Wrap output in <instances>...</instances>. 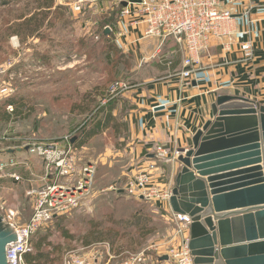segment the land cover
<instances>
[{"label": "rangeland", "instance_id": "374dc122", "mask_svg": "<svg viewBox=\"0 0 264 264\" xmlns=\"http://www.w3.org/2000/svg\"><path fill=\"white\" fill-rule=\"evenodd\" d=\"M34 7L32 0H19L8 10L0 9V137L10 139L6 147L13 151L1 153L0 166L10 160L36 163V155L25 147L28 144H55L62 148L66 141L69 144L73 138L78 139L91 120L94 121L89 129L103 120L99 108L115 100L111 129L95 136L84 147L76 149L71 145L78 167L90 165L94 169L89 196L82 206L38 231L49 235L43 249L54 260L50 264H64L72 255L93 264H158V242L170 237L169 226L156 217V211H161L155 204H135L137 198H128L121 191L127 176L120 172L119 165H126L125 151H130L126 147L124 117L131 108L122 95L124 89L140 82L141 74L134 71L129 55L121 58V53L114 52V43L104 42L96 28L86 23V16L70 11L63 17L44 18L36 36L22 42L10 33L8 23L21 14L28 16ZM10 100L15 102L14 106L9 105ZM6 115H10L9 121ZM166 163L158 160L154 164L160 167ZM20 169L23 170L17 166ZM24 172L28 173L25 182L0 178V215L19 226L31 218L32 200L28 192L40 185L30 171ZM134 209L153 218L150 235L141 238V233L124 229V220ZM112 218L118 224L112 223ZM100 221L105 227L101 230L103 242L92 241L89 247L85 246L94 235L91 222ZM59 222L70 238L59 231ZM114 234L116 240L112 242Z\"/></svg>", "mask_w": 264, "mask_h": 264}, {"label": "crops", "instance_id": "0c3cea01", "mask_svg": "<svg viewBox=\"0 0 264 264\" xmlns=\"http://www.w3.org/2000/svg\"><path fill=\"white\" fill-rule=\"evenodd\" d=\"M54 1L72 14L86 16V23L92 28L98 26V21L116 14L120 6L124 8L139 2ZM75 5L81 8L80 12L72 11ZM230 12V50H223L220 42L213 41L209 50L201 55L202 69L192 77L190 88L184 87L179 77L183 56L177 46L167 42L158 55L157 40L142 39L143 26H131L128 19L117 21L114 46L121 54L132 58L134 71L141 74L140 82L124 89L126 91L122 95L131 106L124 117L128 133L126 147L130 151L129 154L125 151L126 165L123 168L122 164L119 165L120 172L125 173L127 179L138 173L147 162L158 161L156 148L161 147L168 161L160 167L156 166L154 178L160 186L172 187L180 170V164L173 159L174 153L192 148L191 139L194 134L205 122L212 120L211 105L219 95L242 97L264 107V0H243L242 5L230 9ZM245 43L252 45V60L244 59L241 46ZM35 160L36 163L23 160V170L18 171L16 168L15 171L24 177L28 175L24 170L29 168L39 174L43 164L38 156ZM36 182L39 183V180ZM155 208L158 209V206ZM156 213V217H161L171 231L170 237L158 243L171 245L172 227L162 213ZM160 253L162 258L166 252L162 250Z\"/></svg>", "mask_w": 264, "mask_h": 264}, {"label": "built area", "instance_id": "2783aa9c", "mask_svg": "<svg viewBox=\"0 0 264 264\" xmlns=\"http://www.w3.org/2000/svg\"><path fill=\"white\" fill-rule=\"evenodd\" d=\"M98 1L102 0H96ZM242 2L243 0H139L121 9L118 22L128 19L131 26H143L142 39L157 40L158 55L167 42L177 46L183 56L179 77L184 82V87L190 88L192 77L202 69L201 55L209 50L213 41L220 42L223 50L227 52L230 50L232 37L230 9L242 5ZM72 11L80 12L81 8L75 5ZM241 51L245 60H252L250 43L243 44ZM8 108L12 109L11 106ZM9 140L0 137V153L9 151L6 147ZM66 142L68 144V141ZM67 144L62 148H58L55 144L25 146L30 153L42 159L43 169L39 174H35L26 165L30 176L34 181H37V178L40 183L39 187L32 188L28 192L32 200L29 222L19 226L0 215L17 234V242L7 248V264H27L26 256L32 253V236L55 218L82 206L89 196L94 169L90 165L78 167L77 158L71 149V141ZM165 156V151L157 147L156 158L166 162L168 159H165ZM178 156L177 151L173 159L177 160ZM17 166L24 167V162L16 163L15 160H10L8 164H2L0 178L7 177L15 182H25L27 177L15 171ZM155 171L156 165L147 162L138 173L126 180L121 191L128 198L142 197L143 201L158 206L164 219L172 227L170 238L172 244H159L158 249L161 252L166 248L165 256L171 264H193V257L188 247L191 220L187 215L171 211L169 200L172 196V187L160 186L155 181ZM28 182L31 183L30 180ZM109 189L114 190L112 187ZM64 264H93V262L72 255Z\"/></svg>", "mask_w": 264, "mask_h": 264}, {"label": "water", "instance_id": "95a60500", "mask_svg": "<svg viewBox=\"0 0 264 264\" xmlns=\"http://www.w3.org/2000/svg\"><path fill=\"white\" fill-rule=\"evenodd\" d=\"M211 115L192 148L178 150L169 207L191 220L193 264H264V107L219 95ZM14 242L17 234L0 216V264Z\"/></svg>", "mask_w": 264, "mask_h": 264}, {"label": "trees", "instance_id": "16d2710c", "mask_svg": "<svg viewBox=\"0 0 264 264\" xmlns=\"http://www.w3.org/2000/svg\"><path fill=\"white\" fill-rule=\"evenodd\" d=\"M19 0H0V9L2 10H8L13 5L17 4ZM33 4L35 5L34 8L31 10V14L28 16L21 14L19 16H16V18L8 23V30L10 33L16 37H18L22 42L29 38H33L36 36L37 32L41 29L42 23L41 20L44 18H50V17H63L65 12H68L67 8L56 6L54 3V0H32ZM122 7L120 6L116 12V14L107 16L106 19L98 21V26L95 27L97 32L100 33L101 38L106 43H114V33L116 32V24L118 21V16L121 11ZM70 14V13H68ZM28 17V18H26ZM105 28H110L111 34L105 35ZM38 37V36H37ZM105 49V47H104ZM115 53H120L118 50H116L114 47ZM125 55L120 54V57H124ZM9 105L14 106L15 102L10 100ZM115 100L109 101L105 106H102L99 108V114L100 116L103 115V120L98 122L95 126L89 129V126L92 124L94 120H91L89 126H84L83 131L81 133V136L78 137V139L75 141L74 148H81L84 147L89 140L94 138L95 136H98L102 134L103 132H106L107 130L111 129L110 125H113L114 123V117H113V110H115ZM98 114V115H99ZM6 120L9 121L10 115H6ZM87 127V128H86ZM4 153V152H2ZM7 152H5L6 154ZM1 156V153H0ZM135 204H141L144 201H141L139 199H135ZM111 218V217H110ZM56 219V218H55ZM61 222L63 221V218H60ZM112 223L115 221L112 218ZM124 229L130 228L133 229L135 233H141V238L150 235L153 232V228L151 226L153 222V218L150 217L146 212H144L141 209H134L131 214L128 216L127 220H124ZM61 222L57 224V228L59 231L62 232V234L65 237L70 238L66 231L61 228ZM114 224H118V222H114ZM103 222H91V233L94 235L92 236V240L86 241L85 246L89 247L90 243L92 241L94 242H103V232L101 230H104L105 227ZM111 240L114 242L116 240V235H113ZM49 237L48 234L41 235L39 231H37L31 238L32 243V253L28 254L26 256V262L27 264H50L54 260L51 259L50 253L45 252L43 248L47 247V238ZM118 238V237H117ZM119 239V238H118ZM163 262L158 259V264H162Z\"/></svg>", "mask_w": 264, "mask_h": 264}]
</instances>
